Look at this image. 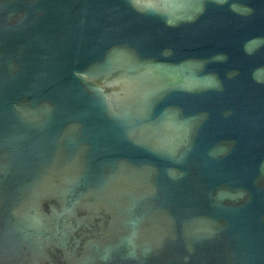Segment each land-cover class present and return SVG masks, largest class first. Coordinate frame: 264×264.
I'll return each mask as SVG.
<instances>
[{
    "label": "water",
    "instance_id": "obj_1",
    "mask_svg": "<svg viewBox=\"0 0 264 264\" xmlns=\"http://www.w3.org/2000/svg\"><path fill=\"white\" fill-rule=\"evenodd\" d=\"M0 264H264V0H0Z\"/></svg>",
    "mask_w": 264,
    "mask_h": 264
}]
</instances>
